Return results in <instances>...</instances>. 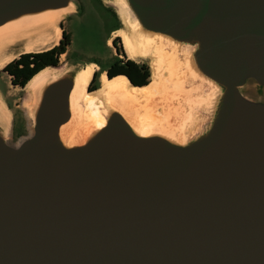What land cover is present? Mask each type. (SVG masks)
Instances as JSON below:
<instances>
[{
	"label": "water",
	"instance_id": "95a60500",
	"mask_svg": "<svg viewBox=\"0 0 264 264\" xmlns=\"http://www.w3.org/2000/svg\"><path fill=\"white\" fill-rule=\"evenodd\" d=\"M123 2L210 93L144 135L104 108V125L67 145L80 67L57 73L29 135L12 143L0 126V264H264V0ZM69 7L0 0V27Z\"/></svg>",
	"mask_w": 264,
	"mask_h": 264
},
{
	"label": "bare ground",
	"instance_id": "6f19581e",
	"mask_svg": "<svg viewBox=\"0 0 264 264\" xmlns=\"http://www.w3.org/2000/svg\"><path fill=\"white\" fill-rule=\"evenodd\" d=\"M107 2L119 12L120 22L123 25L119 34L128 56L131 59L148 61L151 68V83L136 87L130 84L125 76L110 79L103 73L102 88L96 92H90L87 87L97 67L94 63H87L78 68L70 95L71 120L69 124L63 125L60 129V137L67 145L84 142L90 132L104 125L106 113L100 112L101 107L118 112L140 135L148 134L154 127L161 125V121H167L172 125L174 121L170 119L173 115L168 113V105L165 104L166 96L171 91L170 85H175L174 91L182 88L184 77L180 72H183L181 71L183 66L184 72L189 76L197 75L190 62L183 64L178 60L179 47L177 45L160 36L145 34L135 21L130 20L123 0H115V2L108 0ZM71 8L25 17L0 27V46L10 41L20 40L26 35H32L36 30L47 26H52L57 39H60L56 22L69 14ZM55 41L56 38L45 46L54 45ZM56 77L57 70L47 67L28 81L24 87L26 97L23 106L26 110H31L43 87ZM3 111L8 112L6 108ZM89 130L90 132L85 136ZM164 130L166 129L161 126L155 131L163 132Z\"/></svg>",
	"mask_w": 264,
	"mask_h": 264
},
{
	"label": "rangeland",
	"instance_id": "374dc122",
	"mask_svg": "<svg viewBox=\"0 0 264 264\" xmlns=\"http://www.w3.org/2000/svg\"><path fill=\"white\" fill-rule=\"evenodd\" d=\"M71 11H73L72 8L69 14L63 16L61 20L56 22L57 27H58V23L64 20L65 22L64 27L66 28V30L71 29L70 21H68L69 18L67 19V16L71 14ZM116 11L118 12L117 9ZM118 17H119V12H118ZM113 23H114L113 21H109L108 27L112 26ZM88 25H92V22L89 21ZM122 28L123 25L121 24V29ZM75 30H76V26L73 30L74 34L71 37L72 39L71 45L66 48V53L63 54L62 57L58 59L57 68H59L60 70H57V73H61L65 69H76L78 67H82L86 65L87 63H94L97 68L100 67L98 63L86 59L85 56L89 55V51L87 49V47H89V43L86 41L85 37L81 33L79 34L75 32ZM59 32L61 38L62 31L60 28H59ZM111 37H115V36L112 35ZM55 38H56L55 43L57 44L60 39H57L52 26H47L39 30H36L32 35H26L20 40L10 41L5 45L0 46V126H2L6 130V132L9 133L12 143H16L19 138L29 135L30 120L28 118V110H26L25 107L23 106L26 97L24 87L14 86L11 83L12 77L6 71H4V67L13 60L18 59L19 56L25 52L34 53L52 47L53 46L52 44L47 46L45 45L48 42L54 40ZM75 53L76 54L81 53L83 55V58L80 57L81 58L80 60H73V58H75ZM108 55L109 54H107V58ZM109 60L110 59H106L104 60V62H106L108 65V63L111 62ZM132 61L139 66L144 65L148 69L149 79L147 85L150 84L151 68L149 67L148 61L145 59H136V58H133ZM97 68L93 75L98 74V76H100V81L95 82V84L93 85L91 79L87 87L88 91L90 90L91 85L97 88L96 90H94L95 92L98 91V89L100 90L102 88L101 76L105 72L100 71V69L97 71ZM180 73L181 74L183 73L182 77H184L183 80L185 82L186 78L189 75L186 74L184 71ZM181 85L182 88L178 89V91H174L175 90L174 84L170 85L171 87L170 94L166 96V101L164 100L166 106L168 105L167 109L169 110V112L168 111L167 112L169 114L172 113L173 115L170 121H172V119L174 121L176 115L178 121H180L183 118V116L185 117V119L186 117H190L192 113L196 111V109H199L198 103L201 101V97L204 95L206 96L210 93L209 88L204 86V84H199L198 82L194 83L193 81H187ZM4 108H6L8 112L3 111ZM103 109L104 107L100 108L101 111H103ZM108 110H110V108H108L106 112H108ZM160 124L161 125H157L151 131H155L159 129L161 126L162 128L166 129V126L172 127V125H175L174 122L171 125V123L169 122L167 123V121L166 122L161 121ZM4 126L7 127L5 128ZM89 132L90 130L85 134V136Z\"/></svg>",
	"mask_w": 264,
	"mask_h": 264
},
{
	"label": "flooded vegetation",
	"instance_id": "af4514ba",
	"mask_svg": "<svg viewBox=\"0 0 264 264\" xmlns=\"http://www.w3.org/2000/svg\"><path fill=\"white\" fill-rule=\"evenodd\" d=\"M73 2L74 10L67 16L71 29L66 30L64 20L60 21L59 24L62 28V33L58 43H54L52 47L39 52L47 51L58 46L60 42H62L65 49L69 47L72 43L71 37L74 34L73 30L76 26L75 32L81 33L89 43V47H87L89 55L85 56L86 59L100 65L97 71L100 69V71L105 72L110 79L121 76L122 74L131 78V66L129 62L133 61L128 56L123 45V40H121L122 38L119 34L121 31V22L116 9L106 0H73ZM89 21L92 22V25H88ZM109 21H113L114 23L108 27ZM112 35L115 37H111ZM65 53L66 50L64 53L59 54L58 59ZM107 54H109L108 58ZM80 57L83 58L81 53H75L73 60H80ZM106 59H110L109 61H111L108 65L104 62ZM98 81H100V76L98 74L93 75L92 84L94 85ZM96 89L91 85L89 91L94 92Z\"/></svg>",
	"mask_w": 264,
	"mask_h": 264
},
{
	"label": "trees",
	"instance_id": "16d2710c",
	"mask_svg": "<svg viewBox=\"0 0 264 264\" xmlns=\"http://www.w3.org/2000/svg\"><path fill=\"white\" fill-rule=\"evenodd\" d=\"M65 47L60 42V45L55 46L47 51L25 53L13 60L4 67L11 77V83L14 86H25L37 73L47 67L56 66L58 64L59 54L65 52ZM131 66V75L129 78L132 84L143 86L148 83L149 71L144 65H137L129 62Z\"/></svg>",
	"mask_w": 264,
	"mask_h": 264
}]
</instances>
